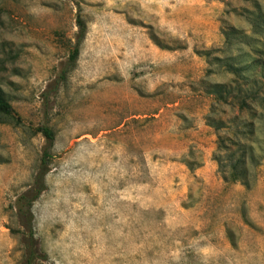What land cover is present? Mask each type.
Listing matches in <instances>:
<instances>
[{
  "label": "rangeland",
  "instance_id": "1",
  "mask_svg": "<svg viewBox=\"0 0 264 264\" xmlns=\"http://www.w3.org/2000/svg\"><path fill=\"white\" fill-rule=\"evenodd\" d=\"M254 60L264 0H0V87L22 120L0 114V264L25 257L14 200L43 124L34 264H264V160L249 188L226 184L205 121L209 84L228 63L258 78Z\"/></svg>",
  "mask_w": 264,
  "mask_h": 264
},
{
  "label": "trees",
  "instance_id": "2",
  "mask_svg": "<svg viewBox=\"0 0 264 264\" xmlns=\"http://www.w3.org/2000/svg\"><path fill=\"white\" fill-rule=\"evenodd\" d=\"M252 22L254 31L259 32L263 26L262 21ZM76 55L77 48H74L68 61H73ZM254 63L259 66L258 78L245 74L248 66L236 63L225 65L232 77L226 82L209 84L208 93L213 95L214 104L205 117L206 125L215 130L216 147L213 159L218 165L217 171L222 180L226 184L239 182L246 188L252 183V169L264 160V140L257 138L255 122V119H260L264 128V61L254 60ZM217 105H229L230 109L235 111L223 118L216 114L217 111L224 112ZM0 114L11 117L16 123L22 122L21 117L4 97L1 87ZM28 128L33 133H41L45 144L32 182L20 191L14 200L15 214L22 233L21 240L26 245L25 257L21 264H34L35 259L42 258L33 232L32 206L46 188L45 176L49 171L51 148L55 139L54 131L45 124L35 127L29 125Z\"/></svg>",
  "mask_w": 264,
  "mask_h": 264
}]
</instances>
